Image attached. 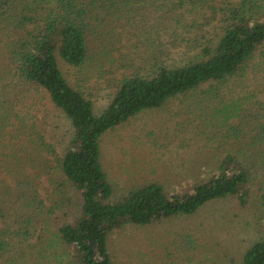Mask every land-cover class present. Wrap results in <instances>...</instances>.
<instances>
[{"label":"trees","instance_id":"16d2710c","mask_svg":"<svg viewBox=\"0 0 264 264\" xmlns=\"http://www.w3.org/2000/svg\"><path fill=\"white\" fill-rule=\"evenodd\" d=\"M137 14L141 15L137 21H144L130 23ZM122 19L157 39L163 29L167 44L178 47L181 56L164 61L159 54L146 65H134L133 73L119 82L108 107L95 115L90 99L61 71L58 58L76 70L99 58L101 46L117 50L113 32L123 25ZM263 48L264 0H0V58L13 61L15 77L47 92L72 129L67 144L59 146L56 135H48L45 101L24 96L22 131L34 126L37 130L33 136L25 131L22 136H36L38 144L22 145L21 153L25 159L29 151L37 154L38 162L23 172L26 178L19 182L18 192L12 193V199L8 195L1 205L2 219L15 216L14 221L23 227L2 231V235L21 239L0 240V264H112L107 241L121 226L192 215L227 199L240 209L254 207L264 213ZM246 81L256 89L244 92V101L236 102L241 109L236 124L247 127L251 135L242 130L236 138H227L232 151L209 175H200L201 180L187 191L168 192L146 182L119 199H110L112 186L100 162L104 133L177 95L215 92L229 82ZM242 111L247 112V121ZM241 142L263 151L240 156L235 148ZM63 206L77 207L70 219L61 217L65 209L62 215L55 214ZM14 243H24L23 249L17 252ZM27 248L38 250L29 254ZM16 252L21 259L25 257L21 263L12 255ZM220 264H264V234L239 259Z\"/></svg>","mask_w":264,"mask_h":264},{"label":"rangeland","instance_id":"374dc122","mask_svg":"<svg viewBox=\"0 0 264 264\" xmlns=\"http://www.w3.org/2000/svg\"><path fill=\"white\" fill-rule=\"evenodd\" d=\"M140 16H134L130 23L144 21H137ZM124 20L113 32L117 50L101 46L97 51L99 58L76 70L58 58L61 71L90 99L95 115L108 107L119 82L133 73L134 65H146L151 56L159 54L164 61L179 60L181 56L178 47L167 44L169 39L163 29L159 30L157 39L149 31L145 34L141 27L131 26ZM258 57L256 60L262 55ZM122 64L127 66L121 67ZM13 65L10 59L0 58V208L8 195L12 199V193L18 192L19 182L26 178L23 172L27 168L30 171L29 167L38 162L37 154L29 151V158L25 159L21 153L25 144L34 147L38 144L36 136H22L26 120L24 96L45 101L48 135L55 134L59 146L67 144L72 130L63 112L51 104L47 92L15 77ZM255 89V84L246 81L236 85L229 82L215 92L189 91L170 98L160 107L144 109L104 133L100 140V162L112 186L110 199H119L146 182L159 184L168 192L190 190L193 183L201 180L200 175H209L220 159L232 151L231 139L227 138H236L242 130L245 135L250 134L247 127L236 124L241 110L240 103L236 102L244 101V92ZM242 117L247 121L246 111H242ZM36 130L34 126L25 132L32 135ZM235 150L240 156H257L263 151L244 142ZM66 208L57 207L55 214L62 215L65 209L61 217L70 219L77 207ZM5 218L0 216V240L21 239L8 237L5 232L1 234L6 227H23L22 222L14 221L15 216ZM263 234L264 213L260 214L254 207L240 209L233 200L227 199L208 204L192 215L164 218L148 225L121 226L109 235L107 247L112 264H220L239 259L243 250ZM23 244L13 245L18 252ZM37 250L27 248L29 254ZM45 250L54 252L50 248ZM17 252L12 255L19 257ZM24 260L25 257L20 258L19 263Z\"/></svg>","mask_w":264,"mask_h":264}]
</instances>
